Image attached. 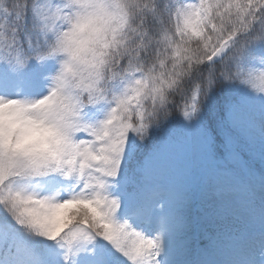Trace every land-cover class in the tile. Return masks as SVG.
I'll use <instances>...</instances> for the list:
<instances>
[{
  "label": "snow or ice",
  "instance_id": "6c2138e0",
  "mask_svg": "<svg viewBox=\"0 0 264 264\" xmlns=\"http://www.w3.org/2000/svg\"><path fill=\"white\" fill-rule=\"evenodd\" d=\"M0 264H264V0H0Z\"/></svg>",
  "mask_w": 264,
  "mask_h": 264
}]
</instances>
